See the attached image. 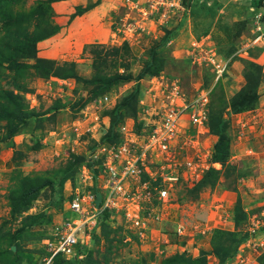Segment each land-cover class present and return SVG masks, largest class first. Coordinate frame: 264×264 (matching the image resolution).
Instances as JSON below:
<instances>
[{"label": "rangeland", "instance_id": "rangeland-1", "mask_svg": "<svg viewBox=\"0 0 264 264\" xmlns=\"http://www.w3.org/2000/svg\"><path fill=\"white\" fill-rule=\"evenodd\" d=\"M104 1L96 4L88 1L86 7L97 6ZM79 2L0 0V39L17 29L18 19L23 21V30L16 33L24 32L21 36L18 34L13 56L5 53L4 47L0 49V59L10 60L15 56L19 63L26 64L20 77L8 65L9 61L2 65L3 70L0 67V92L13 91L6 84L16 80L19 87H15L14 91L28 110L34 112L35 118L38 117L35 122H30L28 129L21 128L16 136L9 139H6L7 123L0 122V253L6 254L8 248L12 250L15 246L14 254L22 256L20 264H40L47 255L49 239L56 234L55 226H64L70 206L67 198L77 192L83 196H88L90 192L95 194L100 191L97 186L103 187L109 179L104 170L99 172V164L94 165V170L98 169L96 178L88 166L83 167L75 178L64 184V202L60 205L59 202L50 203L52 191L45 188L28 210L14 216L11 200L15 194L12 192L18 190L21 178H35L36 175L55 178L58 171L72 167L77 159L81 163L92 161L95 156L101 159L103 155L99 149L114 120V108L139 87L136 104L139 107L138 121L144 117L152 126L161 114L167 113V99L175 83L188 96V102L196 94L209 96L206 115L212 109L210 104H213L212 115L222 114L213 125L209 115L204 126L195 124L191 120L192 111H187L181 121L182 137H178L176 149L182 150L176 153L182 156V160H195L197 175L188 179L185 177L177 186H168L170 197L167 201L155 199L143 205L146 202L140 204L138 200L136 205L142 206V214L146 215L143 221L136 217L128 218L123 209L125 202L119 201V209L109 218L112 227L119 229L110 236L113 242L110 248L104 238L93 242L90 231L84 233L83 230L79 238L92 254V259L101 264H161L174 255L195 258L202 252L209 253L210 264H221L212 249L218 241L223 243V239L216 236L217 230H249L250 238L238 248L231 261L223 264H264V244L256 240V235L264 237L263 220L260 215L253 219V214L262 213L264 193L252 192L254 187L261 190L258 186L264 184V178H256L254 183L249 180L255 177L251 175L259 174L257 171L264 166V162L248 147L249 140L254 136L264 138V67L237 55L243 60V66L238 70L243 71L245 81L240 80L239 87L235 85L236 92L226 91L228 86L224 78L230 73L233 58L222 54L226 39L235 36L234 32L237 36L242 33L236 28L238 26L247 32L245 41H242L244 46L251 44L252 40V44L256 43L258 37H264V17L258 14L254 22L236 23L232 28L229 26L234 19H231V14L240 12L243 6L240 0H194L188 8L185 0H111L107 1L104 10L108 16L96 22L93 17L76 15L79 8H85ZM209 10L215 22L222 27L214 28L212 25L204 31V26L200 24L202 28L197 27V30L202 29V33L199 36L193 30L194 22L198 24ZM11 23L16 27L13 28ZM247 23L251 24L250 29L246 27ZM252 28L256 30L254 34L251 33ZM36 32L39 38L34 37ZM248 33L251 36L247 38ZM29 42L36 43V57L21 58L19 52L28 54L25 50ZM263 44L260 49H264ZM238 51L237 54L241 53ZM151 57L156 61L154 68H160L159 76L147 75L139 83L135 82L134 79ZM41 59L50 61L53 71L67 78L55 75L44 77L46 65L40 64ZM225 60H231V63L226 65L227 73L220 76L221 67L217 66L226 64L223 63ZM128 77L131 81L126 80ZM112 78L117 83L114 84V81L109 90L93 98L95 90ZM246 79L251 80L252 90L257 91V107L244 112L247 115L231 116V112L228 113L231 111V98L247 87ZM190 93H193L191 97ZM122 112L124 120L115 129L120 131L118 135L121 138L132 142L138 121L128 118L130 113L127 110ZM240 120L243 121L238 122ZM221 132L224 140L228 141L231 156L226 165L228 170L223 168L214 186H199L198 181L210 167L213 147L219 141ZM158 157L164 160V156ZM170 164L172 161L169 158L165 165L172 166ZM215 167L221 169L220 164ZM241 171L248 176L244 177ZM92 179L94 188L90 187ZM133 179L128 178L124 182L127 188L125 194L130 199L139 197L137 193L141 191L139 180ZM256 203L262 206L258 207ZM84 206L87 207L86 204ZM237 208L247 214L238 225L235 218ZM38 215L43 216L42 222L26 232L17 244L10 245V238L25 225V220ZM180 227H183L182 234L178 233ZM253 229H256L255 233H252ZM80 261L87 264L85 255Z\"/></svg>", "mask_w": 264, "mask_h": 264}, {"label": "trees", "instance_id": "trees-1", "mask_svg": "<svg viewBox=\"0 0 264 264\" xmlns=\"http://www.w3.org/2000/svg\"><path fill=\"white\" fill-rule=\"evenodd\" d=\"M194 0H185L186 7L193 2ZM255 6L256 7H262V0H254ZM94 6L92 7H85V8H79V13L77 12L76 15L82 16L85 14L86 11H89V9H93ZM13 21V20H11ZM10 21V22H11ZM20 21V22H19ZM18 25L17 29L15 28V24H12V27L15 28V31L11 30L7 33V36H3L0 39V49L4 48L5 53L13 54L16 52L15 49H13V45L15 44L18 34L21 36L23 35L24 32L18 34L16 33L17 30L21 31L23 30V21L22 19L16 22ZM9 24V25H11ZM7 30V28H6ZM58 30V29H55ZM6 35V34H5ZM36 36L35 38L38 37L37 32L35 33ZM46 36V35H44ZM40 37V36H39ZM38 37V38H39ZM44 40V39H43ZM30 45L27 46V50H25L28 54H24L23 52H19V56L22 57H27V58H35L36 53H35V42H29ZM11 49L12 52H11ZM19 51V49H17ZM153 55V54H152ZM10 62L8 65L11 67L15 75L17 77L22 76V68L24 69L26 64L19 63L17 61V58L14 56L10 60H1L0 59V67L7 62ZM40 64L44 63L46 73L43 74L44 77H49L51 75H55L57 77L61 78H67L66 76H61L60 74H57L56 72L53 71L51 65V62L48 60H39ZM156 61L151 57V59L147 62L146 67L142 70V72L134 79L135 82L139 83L144 77L149 75L150 77H157L159 76L160 73V68L156 66L154 68L153 64ZM254 65V64H253ZM4 66L2 67L3 70ZM131 81V77H128L126 80ZM115 81V79H111L108 82L104 81L103 87L97 88L95 90L93 98H97L101 94H104L107 90H109V87L112 85V83ZM247 81V87H244V89L231 98V111H228L230 115L232 114H240L247 112L249 110H253L255 107H257L259 97L257 94V91H253L251 87V80L246 79ZM249 82V83H248ZM251 82V83H250ZM117 83V81L114 82V84ZM16 80L15 81H9L7 83L6 87L9 89H12L13 91H2L0 92V122H6L7 123V131L8 134L6 136V139L12 138L17 135V133L20 131L21 128H29L30 122H35V114L33 111L28 110L27 106L22 102L20 99L19 95L17 92H15V87H19V83L17 84ZM1 87V83H0ZM2 88V87H1ZM139 92V87L128 97H126L121 104L116 106L113 110L112 113H114V120L111 122V128L107 134L102 139V146L104 145H111V144H119L122 142V138L118 135L120 133L117 132L115 129L118 127L122 122H123V112L127 110L130 114L128 118H134L137 119L138 121V115H139V107L137 108L136 104L138 103V97L137 94ZM211 110L209 115V121L212 122V125L215 120H220L221 119V113L217 115H212L213 114V104H210ZM122 112V114L120 113ZM132 116V117H131ZM127 118V119H128ZM142 123L136 122L135 126V131L137 133H141L142 130ZM210 126V125H209ZM212 128V126L210 127ZM211 130V129H210ZM225 136L223 135V132L219 134V141L215 144L213 147L214 153L211 158V163L210 167L205 170L202 178L197 185H204V184H211L215 185L219 181V176L222 175V171L224 169L228 170L227 164L229 163L230 159V154H229V148H228V141L224 140ZM102 159L98 161H88L86 163H81L80 159L75 160L73 163L74 165L72 167H69L66 170H61L56 173L57 176L55 178L49 177L46 178L44 175H36L35 178H30V177H24L21 178V182L19 185L18 190H15V192H12V194H15V198L12 197L11 200V209H12V214L14 216L19 215L21 212L24 210H28L32 204V202L36 201L40 195L41 191L45 188L51 189V199L50 203L55 204V202H59L58 204L60 205L61 202H64V196L62 197V189L64 187V184L73 178H75V175L78 173V171L83 168L87 167L92 170L94 173H97L96 170H94V165L95 164H101ZM220 164V168H216L215 165ZM74 167H77V169H73ZM224 168V169H223ZM243 171V170H242ZM241 171V172H242ZM244 177H247L248 175L244 174ZM252 176V175H251ZM146 179V175L144 176V180ZM20 189V190H19ZM199 190V189H198ZM16 193H19L18 196H16ZM57 204V205H58ZM246 212L243 210H240V208L236 209L235 212V218L237 225L241 223V220H244L246 217ZM74 214L67 213L65 219L66 220H71L74 218ZM111 217L110 212L106 211L103 213L99 225V230L98 232L93 233V242L96 243L95 240H99L101 238H104V240L109 243L107 244L109 248L113 245V242L111 240V235L115 234L119 229H114L112 225L109 222V218ZM43 216L38 215V216H31L29 219L25 220V225L16 232V234L12 235L13 237L10 238V245H14L18 243V240L23 237V235L36 227L38 224L42 222ZM256 227V225L254 224ZM256 230V229H254ZM11 236V235H9ZM217 238H222L223 243L217 242L213 244V252L214 254L219 258L220 263L223 264L224 262H229L231 261L238 253L239 249L242 244H244L249 238H250V231L249 230H243L238 232H223L221 230H217L216 234ZM77 253L73 258L67 259L66 257L62 255H58L54 258V263L53 264H83L78 257L80 255H85L87 264H101L99 261L93 260L92 259V254L87 251L88 248L86 247H81L77 246ZM208 256L209 253L207 252H202L200 256L198 257H189L186 255H174L169 258L164 259L161 264H210L208 262ZM1 257V263L4 264L5 262H8V264H20L21 262V255L20 254H14V252L11 250V248L6 251V254L0 253ZM79 260V261H78ZM84 261V260H83Z\"/></svg>", "mask_w": 264, "mask_h": 264}, {"label": "built area", "instance_id": "built-area-1", "mask_svg": "<svg viewBox=\"0 0 264 264\" xmlns=\"http://www.w3.org/2000/svg\"><path fill=\"white\" fill-rule=\"evenodd\" d=\"M223 63L226 64L217 66L218 68L221 67L220 76L227 70L226 65L230 63V60ZM173 85L174 87L169 93V100L167 99V113L161 114V117H158V122L152 123L150 129L142 127L141 133L133 130L135 140L132 142L123 137L122 142L119 144L104 145L99 149V153L103 156L101 166H98V169L101 167L99 172L101 173L104 170L106 177L109 179L103 187L97 186L100 191L95 192V194H91V192L88 196H83L80 192L74 194L70 208L80 215V219L56 227V239L48 242V255L43 258L40 264H53L54 258L60 254L72 257L75 245L80 240L79 234L86 227H95L104 210L117 211L119 201L125 202L123 209L126 211L128 218L134 219L136 217L137 220H142L143 208L136 205L138 200L140 204L144 202L150 204L155 199L161 202L167 201L170 197L168 186H177L179 181L185 179V177L188 179L191 175H197L198 166L195 165V160H182V156H178L176 153L177 150L180 151L182 148L176 149V143L178 137H182L181 121L187 111H192L191 120L195 124L204 126V122L208 118L205 107H207L209 96L206 94L196 95L191 102H188L186 100L188 96L183 89L175 83ZM188 103H190L189 107L187 106ZM158 156H164V160ZM168 157L172 161V164H170L172 166L165 165V161L169 160ZM94 160L98 161L100 159L95 156ZM145 175L146 179L144 180ZM128 178L139 180L141 187V191L138 190L137 193L139 197L134 196L130 199L125 194L127 188L124 182ZM90 187L94 188L93 179ZM99 194L102 196L101 208L95 206L96 196ZM85 204L90 209H87L84 206ZM182 228L178 229L179 234H182ZM252 231L254 232V230Z\"/></svg>", "mask_w": 264, "mask_h": 264}, {"label": "crops", "instance_id": "crops-1", "mask_svg": "<svg viewBox=\"0 0 264 264\" xmlns=\"http://www.w3.org/2000/svg\"><path fill=\"white\" fill-rule=\"evenodd\" d=\"M88 1L93 2L94 4H96L97 2L102 1V0H80L79 4L80 5H84V7H86V4L88 3ZM107 1L111 2V0H105L104 2H101L97 6H94V4H92L91 6H94L93 7V10H91V11L83 14L81 16V18L82 17L85 18L87 16H90V17H93L96 20V22H97V21H99V20L107 17L108 16V13H105L104 12V10L107 8V5H108ZM240 2L243 5L240 8L241 9L240 12H237L236 14H231V19H233V18L234 19L232 20V22H230L231 25L229 24V26H232V28H233V24L235 25L236 23H245V22H248V21L254 22L255 19L258 16V14H260L261 16L264 17V0H262V7H256L254 0H240ZM97 16H99V17H97ZM86 19H89V18H86ZM93 23H95V22L93 21ZM197 23L198 24H196L194 22L193 30H195V32L197 31V34L199 36L202 33V29L200 31L197 30V27L198 28H202L201 26H199L200 24H202L204 26L203 27L204 31H208L209 28H210V26L212 27V25H213L214 28L215 27H217V28L222 27V26H220V24L218 22L217 23L215 22V18L214 19L212 18V15L210 13V10H209V12H206L203 15V18L200 19V21H198ZM246 27H248V29H250L251 24L250 23H247L246 24ZM236 28L239 31H242V33L240 34L241 37L240 36H237L236 32H234L235 33V36H233V37L231 36V34H227V36H231V37H229L228 39H226L227 40L226 41V44H224L222 46V51H223L222 54H224L225 57H229L230 56V58H233V64L229 68V70H230L229 72L230 73H228L227 74V77L224 78V82H225L226 86H228L227 88H225V90L226 91L227 90H230V91H233V92H236V89H237V86H235V85L238 84V87H239L240 86V83L239 82H241L242 80L245 81L244 80V77L242 75V72L243 71L242 70H238V69H241V67L243 66V64L241 63L243 60H248V61L257 63L258 65H261L262 67H264V49H260L261 45L264 43V37H258V41L256 43L252 44V41H253L252 40L250 42L251 44L244 46L243 45L244 42H242V41H245V38H246L245 37V33H247V32L246 31H243L241 29V26H238ZM257 31H259V28H257ZM263 31H264V28H263ZM255 32H256V30L254 28H252L251 33L254 34ZM251 33L250 34L249 33L247 34V38L249 36H251ZM220 34H223V33H220ZM216 35H219V34L216 33ZM235 37H237V41L236 42L234 41V38ZM235 49H236L235 53H232ZM237 51L238 52H241V53L237 54ZM237 55L238 56H241L240 58H242L243 60L240 59V58H238ZM234 69H235L236 72L234 71ZM263 76H264V70H263ZM243 86L244 85H242L241 87H243ZM244 114H246V113L237 114V115H231V116H239L240 117V116H242ZM144 119L145 118L143 117L138 122L142 123V125H143L142 127H145L146 129H150L151 126L148 125L147 120H144ZM242 121L240 120L238 122H242ZM248 143H249L248 144V147L252 150L251 152L254 151V153L256 154V156H260L261 158H263L261 161L264 162V157H263V155H264V138L261 135H257V137L254 136V138L251 141L249 140ZM263 168H264V166H261L260 169L257 171V173L259 172V174L258 175H252V176H255L254 179H251V178H253V177H251L249 180L254 183L255 182L254 180H256V178L258 180H259V178H264ZM258 187L261 190H258V189H256L254 187V190L252 192L264 193V184L261 185V186H258ZM261 201L262 200H260V202ZM256 205L258 207L259 206H262L259 203H256ZM261 212L262 213H260V214H253V219L258 218L259 215H260L261 219L263 220L262 221L263 222L262 224L264 225V219H263L264 218V208H263V210ZM259 223H260V221H259ZM256 238H257L256 240H258L257 243H259L261 241L264 244V240H263L264 237H263V235H261L260 237L258 235H256ZM263 251H264V246H263ZM255 252H258V251L255 250ZM238 257H241V255H239Z\"/></svg>", "mask_w": 264, "mask_h": 264}, {"label": "clouds", "instance_id": "clouds-1", "mask_svg": "<svg viewBox=\"0 0 264 264\" xmlns=\"http://www.w3.org/2000/svg\"><path fill=\"white\" fill-rule=\"evenodd\" d=\"M230 63H231V60H230ZM227 70H228V68H227ZM227 70L225 71L226 73H227ZM197 91V90H196ZM195 94H196V92H195ZM193 95V93L191 94L190 93V96H192ZM197 95V94H196ZM233 115V114H232ZM95 161V160H94ZM99 165H101V164H99ZM218 164H216V166H217ZM208 168H206V170H207ZM96 171H97V173H94L93 171V173H94V176H95V178H96V176H97V174H98V169H95ZM73 198H74V194H72L71 196H69L67 199H68V203L69 204H71V202H72V200H73ZM146 205V204H145ZM95 206L96 207H98V208H101V206H102V196L99 194V195H97L96 196V200H95ZM87 209H90L89 207H87ZM106 211H108V212H110V214H111V216H112V213L114 212L113 210H110V209H106V210H104L103 212H102V214H101V217H102V215H103V213L104 212H106ZM68 212L69 213H71V214H74L75 216H74V218L73 219H71V220H65L64 222H63V224L64 223H70V222H72V221H75V220H79L80 219V215L79 214H77V213H75V212H73L72 210H71V208H70V206H69V209H68ZM145 214H143V216H142V218H145ZM101 217H100V220L98 221V224L95 226V227H86L85 229H84V233L86 232V231H90V234H92L93 235V233L94 232H98V230H99V225H100V221H101ZM59 226V225H58ZM58 226H55V228L56 227H58ZM254 230V229H253ZM54 232L56 233V229L54 230ZM252 233H255V230H254V232L252 231ZM56 239V236H54V238H51V240L49 239V242H51V241H54ZM77 246H81V247H85V246H83V244H82V241L81 240H79V242H78V244L77 245H75V250H74V254L72 255V257H67V256H65V255H62V254H60V255H62V256H64V257H66L67 259H70V258H73L75 255H76V253H77ZM47 248H48V246H47ZM47 255H48V252H47ZM58 256V255H57ZM82 257H84V255H80L79 256V258L81 259ZM54 263V262H53Z\"/></svg>", "mask_w": 264, "mask_h": 264}, {"label": "water", "instance_id": "water-1", "mask_svg": "<svg viewBox=\"0 0 264 264\" xmlns=\"http://www.w3.org/2000/svg\"><path fill=\"white\" fill-rule=\"evenodd\" d=\"M12 251H13V252L16 251V247H15V246L12 247Z\"/></svg>", "mask_w": 264, "mask_h": 264}]
</instances>
